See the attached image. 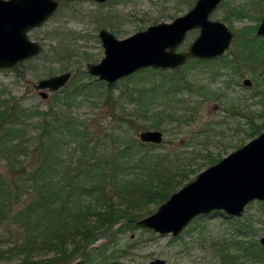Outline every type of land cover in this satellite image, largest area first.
Returning <instances> with one entry per match:
<instances>
[{
    "label": "trees",
    "instance_id": "1",
    "mask_svg": "<svg viewBox=\"0 0 264 264\" xmlns=\"http://www.w3.org/2000/svg\"><path fill=\"white\" fill-rule=\"evenodd\" d=\"M227 7L226 21H230L231 16L243 19L254 15L260 23L264 15V0H251V4H228ZM257 27H245L242 32H249V36L244 39L242 32L236 31L237 51L231 50L217 59H192L187 65L222 60V64L214 66L211 71V79L216 78L222 69H230L239 76L244 75L246 69L251 70L256 85H263L259 94L263 104L261 116L264 117V67L260 68L264 62V37L256 34ZM65 46L61 44L59 52L53 56L57 54L60 66L68 70L64 60L72 58V50ZM82 59H89V56ZM143 71L163 73L152 68L137 73ZM171 72L170 76L163 77L162 82H155L152 103L163 98L183 106V100L177 95L179 91L206 89L201 81H191V75H179L178 70ZM84 75L85 78L77 80L72 88L55 92L58 101L48 109L32 107L16 111L13 105L4 101L0 107V161L9 167H15L19 162L17 160L37 166L33 173L25 169L17 171V177H7L0 170V264H68L76 257L78 247L85 246L86 251L101 238L100 232L116 225L122 228L123 222L135 225L141 216L150 212L152 206L167 201L197 172V160L202 153L194 140L187 139L188 146L186 144L184 150L173 148L167 153H156L152 149L164 142L160 145L145 143L134 135L133 131H137L134 126H138V122L131 117L133 113L126 106L128 103H124L134 94L133 86L127 82L133 80V76L111 85L87 72ZM117 87L118 95L114 97ZM94 95L101 96L107 103L108 98L116 101L112 111L114 119L106 128L105 135L100 129L94 130L79 121L70 107L77 98ZM152 105L149 103V106ZM159 114L162 120L167 119L169 123L191 121L185 109L182 113L175 111L167 114L166 109L161 108ZM145 122L140 126L147 127L148 121ZM158 122L149 123V127L164 130ZM249 123L252 130L248 135L251 138L264 129V122L259 124L250 119ZM131 127L135 130H129ZM110 142L117 144L113 155L109 150ZM65 155H69L70 159L65 163L63 181H58L48 173L61 157L66 158ZM203 158L209 164L219 161L211 155H204ZM55 184H58L56 188ZM46 189H50L49 194L43 192ZM33 190V200L17 207L23 193H32ZM260 203L264 205V202ZM252 220L247 215L245 220L234 218L230 221L234 236L229 242L221 244L223 264H230V261L232 264H246L258 259V256L263 258L264 247L259 242L258 233L253 231V222L257 221ZM13 224L19 225L27 236L22 242L10 244L2 240L6 235L3 228L8 229ZM70 245H73L71 249ZM49 252L54 255L40 257L41 253ZM87 254L88 251L84 256Z\"/></svg>",
    "mask_w": 264,
    "mask_h": 264
},
{
    "label": "rangeland",
    "instance_id": "2",
    "mask_svg": "<svg viewBox=\"0 0 264 264\" xmlns=\"http://www.w3.org/2000/svg\"><path fill=\"white\" fill-rule=\"evenodd\" d=\"M195 1L110 0L100 4L94 0H59L60 6L57 13L44 26L33 29L29 33L33 40L42 43L44 47L42 53L10 69H0V107L3 101L13 105L16 111L32 107L48 109L54 106L58 101L55 92L44 99L41 97L40 91L34 87V84L41 78L65 71H71L72 77H74L72 79L73 83H68L69 85L67 84L62 89L72 88L79 79L82 81L85 78L84 72H87V63L99 62L104 56L103 45L98 36L101 28H107L117 38L123 39L137 31L146 29L150 25L171 22L176 17L189 11ZM237 3L251 4V0H224L211 15L213 20L223 21L235 33L228 52L231 50L237 51L238 49V43H235L237 30L242 32L245 27L254 28L260 24L254 15L243 19L231 16L230 21L224 20V17L228 16V4ZM114 15H119V18H113ZM198 33V29L191 31L178 50L187 49L190 41ZM248 33L242 32V39L249 36ZM61 44H65V47L72 50V53H70L72 58L64 60L68 65V70L64 66H60V62L57 60L60 57L57 54L53 56L54 53L59 52L60 48L58 47ZM70 54H67V56ZM84 56H89V59H82ZM222 62V60H217L209 64L191 63L189 65H187V62L178 69H155L163 73L136 72L130 75L134 77L133 80H127L133 86L134 94L132 97L126 98L128 100L124 103H128L126 106L133 113L131 117H135V121L138 122L136 124L138 126H134L137 131L132 130H135L134 127L129 128L136 137L139 138L141 131L156 129L149 127V123L156 120L160 121L158 123L164 128V130L160 129L164 133V143L162 142V145L156 144L160 146L152 149L156 153H167L173 148H178V151L184 150L186 149L184 146L187 144V139H192L198 143L197 149L202 153V157L197 160V172L192 175L191 180L199 172L212 165L208 163L206 158H203L204 155L205 157L211 155L221 160L232 151L240 148L241 144L243 146L252 139L248 135L252 130L249 123L250 119L259 124L264 122V117L261 116L263 110L262 98L259 94V88H262L263 85L261 87L257 86L252 71L247 69L242 76L234 74L230 69H222L216 78L211 79L210 74L214 70V66H220ZM263 67L264 62L260 65L261 69ZM173 70H178V74L182 76L191 75V81H194V83L201 81L206 85V89L196 88L194 91L186 89L179 91L177 95L179 94L178 98L183 100V106L163 98L156 100L157 105H155V103H152L154 102L155 82H162L163 77L170 76ZM245 78H250L253 81L251 87L243 84ZM118 91L119 87L115 89L114 97L118 95ZM104 95L105 93L102 96ZM100 97L94 95L77 98L76 101L71 102L70 107L76 113L79 121L87 123L94 130L100 129L105 135L106 128L114 119L112 111L116 107V101L114 98H108L109 102L107 103L104 98ZM149 103L154 105L149 106ZM161 108L166 109L167 114L168 112L173 114L175 111L182 113L185 109L186 114L191 117V121L188 123H169L167 119L162 120V116L159 114ZM145 121H148L147 127H141L140 125H144ZM120 124L128 127L124 123ZM263 131L264 129L260 133ZM28 137L31 138L29 135ZM109 150L113 155L117 150V144L110 142ZM64 157L66 158L61 157L58 160L60 162H57L51 172L48 173L58 181H63L65 163L70 159L69 155ZM17 161L19 162L16 163L15 167H9L0 161V170L7 177H17V171L21 169L31 173L36 170V164L31 165L22 160ZM34 182L37 183L35 179ZM51 183H55V181ZM57 185L55 184L54 187L56 188ZM49 190L46 189L43 192L49 194ZM34 196L35 190L32 193H23L17 207L29 204ZM260 202L253 201L249 204L246 207L244 216L240 218L245 220L248 215L251 219L257 221L253 222V231L258 233L259 239L264 234V205ZM157 208L158 206H152L150 212L139 219L151 215ZM133 213L137 214L138 212L134 211ZM233 219L223 211H211L192 219L178 236L172 234L161 235L138 226L136 222L135 225H126L123 222L122 228L119 227L120 225H116L111 229L100 232L101 238L86 250L88 251L87 256H84L85 246L78 247L76 257L68 264H75L78 261H82L81 264H147L158 257L166 259L167 264H223L220 247L222 243L233 239L234 229L231 225ZM3 231L6 232V235L2 240L10 244L18 241L22 242L21 240L27 236V233L17 224H13L8 229L3 228ZM72 247L73 245H70L69 248ZM53 255V252L41 253L40 257L47 258ZM38 257L36 256V258ZM230 264H232L231 261ZM235 264L239 263L236 262ZM246 264H264V256L263 258L258 256V259Z\"/></svg>",
    "mask_w": 264,
    "mask_h": 264
},
{
    "label": "water",
    "instance_id": "3",
    "mask_svg": "<svg viewBox=\"0 0 264 264\" xmlns=\"http://www.w3.org/2000/svg\"><path fill=\"white\" fill-rule=\"evenodd\" d=\"M223 1L196 0L189 11L171 22L150 25L123 39L101 29L99 37L104 56L99 62L87 63L88 74L113 85L145 68L178 69L191 59L223 56L235 36L226 23L211 18ZM59 5L58 0H0V69H10L42 53V43L33 40L29 33L44 26ZM195 29L199 33L187 49L178 50L188 33ZM257 34L264 37V16ZM71 78L72 72L65 71L39 79L34 87L47 99L51 93L65 87ZM243 84L252 86L253 82L245 78ZM139 139L161 144L164 133L147 129L139 133ZM253 201L264 202V131L199 172L155 212L136 223L161 235L178 236L198 215L221 210L231 217L241 218ZM259 241L264 246V234ZM147 264H167V261L158 257Z\"/></svg>",
    "mask_w": 264,
    "mask_h": 264
},
{
    "label": "flooded vegetation",
    "instance_id": "4",
    "mask_svg": "<svg viewBox=\"0 0 264 264\" xmlns=\"http://www.w3.org/2000/svg\"><path fill=\"white\" fill-rule=\"evenodd\" d=\"M59 1V0H58ZM94 1H96L97 3H100V4H102V3H106V2H108V1H110V0H106V1H104V2H99V1H97V0H94ZM60 3V2H59ZM60 6V5H59ZM59 9V8H58ZM57 13V12H56ZM55 13V14H56ZM113 18H116V19H118L119 18V15H114V17ZM101 29H107V28H101ZM100 29V30H101ZM100 30H99V32H100ZM108 30V29H107ZM145 30V29H144ZM108 31H110V30H108ZM141 31V30H140ZM112 34H114L112 31H110ZM138 32V31H137ZM115 35V34H114ZM98 36H99V33H98ZM100 38V37H99ZM119 39V38H118ZM101 40V39H100ZM102 42V41H101Z\"/></svg>",
    "mask_w": 264,
    "mask_h": 264
}]
</instances>
